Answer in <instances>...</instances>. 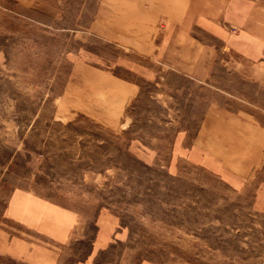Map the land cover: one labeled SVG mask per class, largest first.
<instances>
[{"label":"rangeland","instance_id":"obj_1","mask_svg":"<svg viewBox=\"0 0 264 264\" xmlns=\"http://www.w3.org/2000/svg\"><path fill=\"white\" fill-rule=\"evenodd\" d=\"M165 1L99 22L100 0H0V231L55 264H264V0H232L217 33L194 21L177 64ZM19 192L70 210L69 238L9 218Z\"/></svg>","mask_w":264,"mask_h":264},{"label":"crops","instance_id":"obj_2","mask_svg":"<svg viewBox=\"0 0 264 264\" xmlns=\"http://www.w3.org/2000/svg\"><path fill=\"white\" fill-rule=\"evenodd\" d=\"M238 1L242 2L244 0ZM165 2L167 4L171 3L173 8L176 7V9L180 10L177 21L174 22L175 25H173L171 31V42H169L167 46H165L164 51L166 52L164 56L168 59L171 58V61L176 59L178 60L179 57L185 56V41L187 40V35L189 40H193L189 38V34L190 36L192 35L190 31V25L194 21H196V24L207 32H220L214 26V22L218 19L219 15L226 17V19L229 20V11L233 8L234 5L233 1L231 0L229 3L227 2L226 6L223 9L224 11H220L218 13L217 1L210 0L209 12L207 13V11H205L203 14L202 10L205 7V5L203 4L206 3H203L202 0H166ZM120 3L121 5H117L115 2L116 5H113L109 4V0H100L96 12L97 17H99V22H103V15L106 16L111 8V10H116V7L119 8L120 6L126 5L127 8L137 9V7L143 5L142 0H121ZM146 6L149 7L150 4L148 3ZM250 7L252 8V10L258 11L255 4L251 5ZM195 8H197L200 12L198 13V15H195L196 17H192V14L189 13L192 11H196L194 10ZM187 14H189L188 16H190L192 20L187 17ZM97 17H95L93 22H95ZM187 23L189 24V32L186 34V25H188ZM218 35H220V33ZM148 36L150 43H152V41H154V35L150 33ZM221 38L226 39L223 36H221ZM110 41L115 45H121L123 42V40L120 41L118 35H115L114 39H110ZM171 43L172 45H170ZM241 54H243L246 58L250 57L249 52L247 51L243 50ZM177 60L175 61L176 64ZM199 63H202V61H199ZM199 67L200 68L198 69V72H194L195 74L202 73L204 68L207 72L210 68L209 66L207 68V66L202 65ZM129 68L131 67L129 66ZM174 71L181 73L191 72L190 70L184 69V67H177V69L174 68ZM194 71L197 70L195 69ZM263 74L264 72L261 71H253L252 75L250 76L254 79L256 78L259 80L263 79L261 78ZM119 80H121L124 84L131 85L129 81H126L124 79ZM232 114L239 115L240 113ZM220 117H223V115L220 114V111H216L211 107L208 111H206L205 118L202 120L200 128L207 127L208 124L212 123L213 120L217 121L218 119H220ZM27 209H32V213L30 214ZM69 212L71 213L70 210L63 208L58 204L42 199L35 194H32L31 192L13 193L12 195H10L6 204V213L9 218L19 222L27 230L33 231L36 234L57 243H63L67 238H69V235L71 234L72 216ZM0 252L4 255H8L13 259H18L29 264H55L57 259V257L53 254V250L45 248L39 244L31 243L21 236H12L5 231H0Z\"/></svg>","mask_w":264,"mask_h":264},{"label":"bare ground","instance_id":"obj_3","mask_svg":"<svg viewBox=\"0 0 264 264\" xmlns=\"http://www.w3.org/2000/svg\"><path fill=\"white\" fill-rule=\"evenodd\" d=\"M101 103V102H100Z\"/></svg>","mask_w":264,"mask_h":264}]
</instances>
